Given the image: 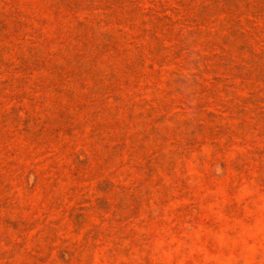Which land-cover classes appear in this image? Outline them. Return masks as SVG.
Returning a JSON list of instances; mask_svg holds the SVG:
<instances>
[{"label":"rangeland","instance_id":"374dc122","mask_svg":"<svg viewBox=\"0 0 264 264\" xmlns=\"http://www.w3.org/2000/svg\"><path fill=\"white\" fill-rule=\"evenodd\" d=\"M0 264H264V0H0Z\"/></svg>","mask_w":264,"mask_h":264}]
</instances>
